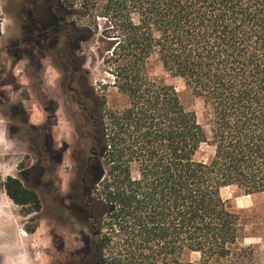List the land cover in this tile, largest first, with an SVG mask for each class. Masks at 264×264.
Segmentation results:
<instances>
[{"label":"trees","instance_id":"trees-1","mask_svg":"<svg viewBox=\"0 0 264 264\" xmlns=\"http://www.w3.org/2000/svg\"><path fill=\"white\" fill-rule=\"evenodd\" d=\"M84 6L94 18L93 35L98 17L105 20V61L127 97L126 105L95 116L97 156L82 171L87 188L79 191L87 204L81 206L98 231L96 259L191 264L181 259L189 251L204 264H240L250 250L245 219L222 190L264 192V0ZM152 54L201 99L203 123L173 86L148 77ZM3 185L14 203L28 206L26 213L40 209L37 193L19 179L8 176Z\"/></svg>","mask_w":264,"mask_h":264},{"label":"rangeland","instance_id":"rangeland-1","mask_svg":"<svg viewBox=\"0 0 264 264\" xmlns=\"http://www.w3.org/2000/svg\"><path fill=\"white\" fill-rule=\"evenodd\" d=\"M11 1L0 0V264H57L65 253L71 254L82 247L81 240L89 237V231L83 230L77 221L58 222L57 212H54L57 201H51V194L41 195L42 207L38 212L26 213L27 206L14 203L2 185L6 177L17 176L20 168L17 165H21V160L22 165L26 163L23 160L26 157L25 143L18 136L25 135L27 125L41 127L40 87L44 85L51 90L57 79L58 96L59 87L67 80L62 74L70 73L63 59L67 44L64 39L57 44V78L48 62L45 64L47 70L43 72L41 63L34 58L36 55L25 59L24 54H30L32 50L25 51L23 22L17 20L19 15L13 10ZM86 2L62 1V7L66 9L62 14L66 16L69 35L76 44L73 66L77 72L72 85L80 89L89 107L103 113L108 107L126 105L127 97L113 85L114 75L105 61L107 44L102 32L105 20L98 17V33L93 35L95 22L93 16L86 12ZM18 39L22 44L18 45ZM146 72L150 79L173 86L185 108L195 111L203 123V103L192 94L182 77L166 71L155 54L149 57ZM42 73H46L45 78ZM41 78L45 79L44 83H41ZM61 104V99L57 100V117L51 125L55 150H60L61 144L71 147L68 145L71 142L69 123ZM29 109L32 110L30 116ZM88 143L85 140L81 145L86 149ZM35 161L37 157L31 162ZM71 164L67 150L61 159L55 184L56 187L59 184L62 191L69 179ZM222 195L234 210L242 212L245 219L247 237L244 245L250 246V250L240 264H264V192L247 195L236 186H229L222 190ZM181 259L191 264H204L196 252L186 251Z\"/></svg>","mask_w":264,"mask_h":264},{"label":"flooded vegetation","instance_id":"flooded-vegetation-1","mask_svg":"<svg viewBox=\"0 0 264 264\" xmlns=\"http://www.w3.org/2000/svg\"><path fill=\"white\" fill-rule=\"evenodd\" d=\"M63 0H12V8L19 15L17 20L23 22V39L26 44V50H32L30 54H24L25 59H29L31 55H36V58L41 63L43 72L47 70L45 64L48 62L50 67L55 71L57 78V44L62 39L67 44V49L64 54V66L66 70L70 68V73H62L66 76V81L62 82L59 87L57 96V79L51 90L46 86L40 87L39 92V107H41V115L43 119L40 129L33 124L27 125L25 135H19V139L25 143L26 161L22 165V160L19 162V173L13 178L19 179L23 187L33 190L37 193L40 200V209L42 205L41 195H50L51 201H57L54 205V212H57V221H77L83 227V230L89 231V237L82 239V247L71 254L65 253L60 257L57 264H103L96 258L94 251L92 232H95L92 221L94 218L89 216L88 222L84 215V208L87 200L80 197L79 189L87 188L84 175L82 173L85 162H89L91 158H95L91 153L93 150V123L95 116L99 113L97 109L89 107L86 103L83 93L73 84L77 69L73 66L74 62V41L71 35L68 34L66 24V16L62 13ZM18 45L20 39H18ZM17 45V46H18ZM69 46V47H68ZM60 51V50H59ZM58 51V53H59ZM46 73H42L45 78ZM45 79L41 78V83ZM66 83V85H65ZM61 99L63 113L68 119L69 135L71 142L60 146V150H55V135L52 128V121L57 117V100ZM29 109V116L32 114ZM28 116V117H29ZM29 120V119H28ZM30 121V120H29ZM36 129V131H35ZM88 141V146L85 149L82 142ZM69 150L72 164L69 166L70 176L67 181L65 190L62 191L58 182L57 172L60 166L63 154ZM57 151V152H56ZM32 157V158H31ZM37 157V161L32 163V159ZM89 172L88 179L92 177V167H85ZM6 180V179H5ZM83 185H81V184ZM61 185V183H60ZM85 185V186H84ZM4 187V185H2ZM83 203V206H81ZM27 206V205H25ZM28 207V206H27ZM39 209V210H40ZM38 210V211H39ZM34 211V212H38ZM98 235V234H97Z\"/></svg>","mask_w":264,"mask_h":264},{"label":"water","instance_id":"water-1","mask_svg":"<svg viewBox=\"0 0 264 264\" xmlns=\"http://www.w3.org/2000/svg\"><path fill=\"white\" fill-rule=\"evenodd\" d=\"M93 156H97V153L96 152H93V153H91ZM98 234V231H96V232H92L91 233V236H95V235H97Z\"/></svg>","mask_w":264,"mask_h":264},{"label":"bare ground","instance_id":"bare-ground-1","mask_svg":"<svg viewBox=\"0 0 264 264\" xmlns=\"http://www.w3.org/2000/svg\"><path fill=\"white\" fill-rule=\"evenodd\" d=\"M22 234H24V233H22Z\"/></svg>","mask_w":264,"mask_h":264}]
</instances>
